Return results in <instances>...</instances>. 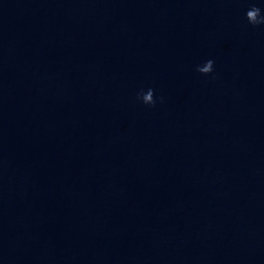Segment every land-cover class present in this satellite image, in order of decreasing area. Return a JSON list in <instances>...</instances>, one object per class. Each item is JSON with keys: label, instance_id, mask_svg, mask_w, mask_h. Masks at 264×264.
<instances>
[{"label": "water", "instance_id": "obj_1", "mask_svg": "<svg viewBox=\"0 0 264 264\" xmlns=\"http://www.w3.org/2000/svg\"><path fill=\"white\" fill-rule=\"evenodd\" d=\"M0 264H264V0H0Z\"/></svg>", "mask_w": 264, "mask_h": 264}]
</instances>
